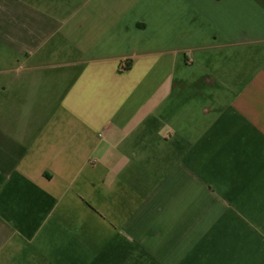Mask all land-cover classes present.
<instances>
[{"label": "crops", "instance_id": "crops-1", "mask_svg": "<svg viewBox=\"0 0 264 264\" xmlns=\"http://www.w3.org/2000/svg\"><path fill=\"white\" fill-rule=\"evenodd\" d=\"M0 264H264V0H0Z\"/></svg>", "mask_w": 264, "mask_h": 264}, {"label": "trees", "instance_id": "trees-1", "mask_svg": "<svg viewBox=\"0 0 264 264\" xmlns=\"http://www.w3.org/2000/svg\"><path fill=\"white\" fill-rule=\"evenodd\" d=\"M130 68V63H125L124 67H123V71H127Z\"/></svg>", "mask_w": 264, "mask_h": 264}]
</instances>
